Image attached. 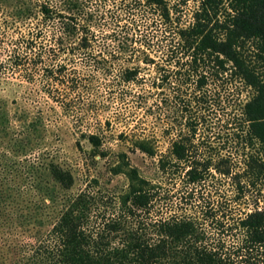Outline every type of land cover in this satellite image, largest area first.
Returning <instances> with one entry per match:
<instances>
[{"label":"rangeland","instance_id":"374dc122","mask_svg":"<svg viewBox=\"0 0 264 264\" xmlns=\"http://www.w3.org/2000/svg\"><path fill=\"white\" fill-rule=\"evenodd\" d=\"M146 1L81 0L98 12L97 37L92 52L72 54L60 51L54 28L43 23V0H0V106L14 133L21 134L31 122L37 127L33 151L14 156L15 166L24 174L29 160L44 158L69 170L74 184L68 194L94 197L91 225L97 227L119 213L129 181L112 169L126 159L143 178L161 186L162 199L149 220L170 216L172 204L180 212L178 199L167 194L182 188V215L198 219L206 244L222 246L231 262L260 264L258 252L240 249L245 238L237 226L246 214L264 210V174L250 162L252 156L264 162V153L258 143L246 145L240 133L246 128L242 109L254 91L232 73L231 65L224 73L214 63L194 70L179 30L193 25L201 0H166L170 21L155 7L145 8ZM47 2L64 5V0ZM131 6L138 8L132 14L126 11ZM125 24L136 30L130 39L109 37ZM66 44L65 49L74 48L78 40ZM253 47L252 42L245 47L249 61ZM133 70L137 76L125 81ZM201 74L206 76L202 89ZM190 122L196 124L195 135ZM181 134L192 140L193 157L231 172L224 176L211 170L196 188L192 206L187 166L174 181L159 169ZM93 135L100 139L99 148L88 139ZM139 141L149 143L155 157L139 150ZM20 210L17 205L10 215Z\"/></svg>","mask_w":264,"mask_h":264},{"label":"trees","instance_id":"16d2710c","mask_svg":"<svg viewBox=\"0 0 264 264\" xmlns=\"http://www.w3.org/2000/svg\"><path fill=\"white\" fill-rule=\"evenodd\" d=\"M80 1L64 0V5L57 7L43 0L40 6L43 23L54 28L60 51L75 54L93 50L98 12ZM148 6L170 21L166 0H147L145 8ZM137 9L131 6L126 11L132 14ZM194 18L192 26L179 30L180 44L189 53L191 64H195L194 70L201 64L214 63L213 67L224 73L231 65L232 73L254 91L243 106L246 128L240 133L246 145L258 143L264 153V0H201ZM121 27L120 32L113 30L109 37L130 39L136 32L130 24ZM73 40L78 44L65 49L66 43ZM250 42L254 46L252 61L244 52ZM59 69L62 72L65 66ZM136 76V70L130 71L125 81ZM200 76L202 89L206 76ZM190 126L195 135L196 124L190 122ZM36 130L31 122L21 134L14 133L6 110L0 106V264H239L231 262V255L222 246L205 243L206 233L197 218L182 215V188L167 194L168 199H178L180 212L173 210L176 207L172 204L170 216L149 220L161 198V186L143 178L126 159L112 169L115 175H125L129 181L128 191L119 198V213L104 224L91 225L94 197L87 192L68 194L74 184L69 170L44 158L29 160L24 174L16 168L13 157H26L33 151ZM88 139L96 148L101 146L97 136ZM137 147L150 157L156 155L146 141H139ZM193 154L192 140L181 134L159 166L170 181L181 178L182 165L187 166L184 178L191 206L196 188L206 182L211 170L231 175L230 170H221L211 160L198 159ZM250 162L259 165V173L264 174V162L258 164L253 156ZM17 205L21 213L10 215ZM237 226L245 238L240 249L258 252L260 264H264V210L246 214Z\"/></svg>","mask_w":264,"mask_h":264}]
</instances>
